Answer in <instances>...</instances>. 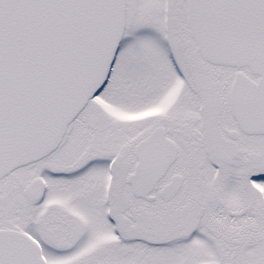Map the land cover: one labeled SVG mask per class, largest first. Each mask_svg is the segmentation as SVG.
I'll return each mask as SVG.
<instances>
[{
	"label": "snow or ice",
	"instance_id": "1",
	"mask_svg": "<svg viewBox=\"0 0 264 264\" xmlns=\"http://www.w3.org/2000/svg\"><path fill=\"white\" fill-rule=\"evenodd\" d=\"M0 264H264V0H0Z\"/></svg>",
	"mask_w": 264,
	"mask_h": 264
}]
</instances>
